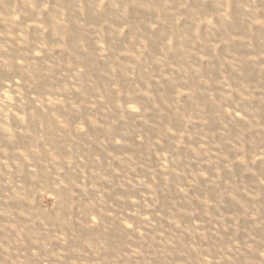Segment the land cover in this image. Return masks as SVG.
<instances>
[{"label": "rangeland", "instance_id": "obj_1", "mask_svg": "<svg viewBox=\"0 0 264 264\" xmlns=\"http://www.w3.org/2000/svg\"><path fill=\"white\" fill-rule=\"evenodd\" d=\"M0 264H264V0H0Z\"/></svg>", "mask_w": 264, "mask_h": 264}]
</instances>
